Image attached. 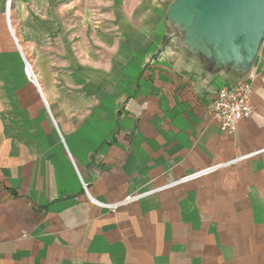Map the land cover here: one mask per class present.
I'll use <instances>...</instances> for the list:
<instances>
[{"label":"crops","instance_id":"1","mask_svg":"<svg viewBox=\"0 0 264 264\" xmlns=\"http://www.w3.org/2000/svg\"><path fill=\"white\" fill-rule=\"evenodd\" d=\"M173 1L11 0L7 27L0 0V36L41 66L40 88L0 90V264H264V41L247 73L213 67ZM249 76L252 114L223 131L217 93ZM82 181L146 196L111 211Z\"/></svg>","mask_w":264,"mask_h":264},{"label":"water","instance_id":"2","mask_svg":"<svg viewBox=\"0 0 264 264\" xmlns=\"http://www.w3.org/2000/svg\"><path fill=\"white\" fill-rule=\"evenodd\" d=\"M168 16L184 46L216 68L247 73L264 41V0H176Z\"/></svg>","mask_w":264,"mask_h":264},{"label":"built area","instance_id":"3","mask_svg":"<svg viewBox=\"0 0 264 264\" xmlns=\"http://www.w3.org/2000/svg\"><path fill=\"white\" fill-rule=\"evenodd\" d=\"M8 24L10 26V17H8ZM13 38L15 39V42L18 44L14 34H13ZM32 77L33 79H31L28 76L29 80L35 83L37 87L39 88L36 79L34 78L33 75ZM253 93H254V77L253 76H249L246 79H243L241 82L233 86H227L219 90V92L217 93L216 99L212 105V108L210 109V112L213 118L219 122L220 127L223 131H228V132L234 131L237 125L241 121L248 119L251 116ZM235 162L236 161H233L227 164H220V165L213 166L207 170H203L195 174L189 175L183 178L182 180L175 182L174 184H171L164 188H160L157 191H161V190L170 188L172 186H175L176 184H180V183H183V182L195 179V178H199L201 176H205L217 170L223 169ZM82 186H83V189L85 190V193L90 197L89 191H88V185L82 181ZM144 196L146 195L138 194V195L127 196L122 202H119L116 204H100L99 202H96L95 200H93L91 197L90 199L103 208H106L111 211H115L120 207H123L128 204L139 201Z\"/></svg>","mask_w":264,"mask_h":264},{"label":"rangeland","instance_id":"4","mask_svg":"<svg viewBox=\"0 0 264 264\" xmlns=\"http://www.w3.org/2000/svg\"><path fill=\"white\" fill-rule=\"evenodd\" d=\"M13 2V0H12ZM176 0H174L173 3H175ZM171 5L168 8L166 17H167V24L171 30V32L175 33L179 36L180 40H184L185 31H181L179 28L178 30L171 29L170 21H169V9ZM10 17V24L11 21H13V17ZM101 18L100 12L97 9L93 10V21L99 22ZM8 17L7 13L5 12V20L8 27ZM13 24V23H12ZM10 34V33H9ZM2 38L0 45V90L1 91H14L15 87L18 88L20 91L23 86L26 84L25 82L29 84H33L35 88H38L34 83H32L28 78L27 68L30 70L31 74L36 77L38 85H41V66L38 65L37 61L33 59L31 54L29 53V46L26 45L24 39L22 36L16 34L15 38L18 42V44L13 40L11 35L8 39L6 35L0 36ZM11 42V43H10ZM12 46L14 48H12ZM19 46L21 47V51H23L24 55L22 57ZM34 55V54H33ZM8 101V100H7ZM88 185V184H87Z\"/></svg>","mask_w":264,"mask_h":264},{"label":"bare ground","instance_id":"5","mask_svg":"<svg viewBox=\"0 0 264 264\" xmlns=\"http://www.w3.org/2000/svg\"><path fill=\"white\" fill-rule=\"evenodd\" d=\"M11 0H7V8H6V13H7V17H11ZM8 20V19H7ZM10 29V31H11V35H13V28L12 27H10L9 28ZM19 49H20V52H21V54L22 55H24V53L21 51V47L19 46ZM27 73H28V76L31 78V79H33V77H32V75H31V72H30V70L27 68ZM35 79H36V77H35ZM31 81V80H30ZM37 81V80H36ZM32 82V81H31ZM33 83V82H32ZM35 84V83H34ZM39 84V83H38ZM36 85V84H35ZM37 86V85H36ZM39 86V85H38ZM40 88V87H39ZM45 101V100H44ZM46 102V101H45Z\"/></svg>","mask_w":264,"mask_h":264}]
</instances>
